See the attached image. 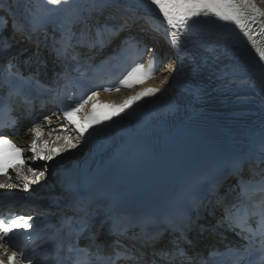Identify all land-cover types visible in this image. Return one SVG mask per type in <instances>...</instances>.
I'll return each mask as SVG.
<instances>
[{"label":"snow or ice","instance_id":"6c2138e0","mask_svg":"<svg viewBox=\"0 0 264 264\" xmlns=\"http://www.w3.org/2000/svg\"><path fill=\"white\" fill-rule=\"evenodd\" d=\"M148 2L159 10V14L163 17L169 29H176L178 25H183L182 30H174L166 33L169 43L173 47L180 43L183 38V31L187 29L189 22L194 17L213 15L219 20L235 24L240 31L247 36L250 34L245 31L248 26L246 9H251L257 13L259 12L255 4L251 3V0H148ZM48 3L58 6L67 3V0H48ZM98 39L102 41L103 35H99ZM255 51L258 52L260 61L264 62V50L257 47ZM157 70L158 69L152 64L149 65L147 70L143 64H140L129 72L127 76L120 81V84L126 87H132L135 84L143 83L150 79ZM115 90L119 91V88ZM159 91L160 89L158 88H148L119 105L101 102L98 98L99 93L92 92L91 95L88 96V100L93 101L91 114L89 116L85 117L83 121L79 118L78 113L82 110L84 105L78 104L70 111H65L63 117L69 125L76 128L80 134V138H83L84 134L88 132L89 129L112 120L114 117L124 112L125 109L129 108L135 101L143 97L155 95ZM47 119L48 117H45V120ZM49 134L51 135V133ZM34 135L39 139L44 133L41 130H36ZM59 139L60 137L57 136V140ZM76 147L77 144L74 143L71 138H65L64 145L60 147H49V141L45 140L41 150L37 151V142L33 140L30 145V150L33 153L31 159L50 161L62 152L75 149ZM24 151V149L18 147L12 140L8 139L7 136L0 133V175H7L8 170L15 169L17 165H25L26 158L24 156ZM45 151L48 153L47 155L44 154ZM29 171L32 172L33 179L29 181L27 176L24 177V179L28 181L24 184V191L30 190V184H38L41 181L47 171V166H45L44 170L40 171L39 174H37L36 169L31 167ZM17 174L19 175V173ZM5 187L11 188L12 185L0 183V188ZM32 220V216L23 215H18L11 220L0 217V240L4 241V243H0V249H3V255L7 258V264H18L17 252L13 251L9 253L5 247V244L9 242L10 234L17 230L31 231L33 228V224L31 223ZM121 255L123 254L117 253L115 257H107L106 259L110 260L111 264H115L116 260H118ZM177 255L183 256V249H179ZM19 259L25 261L26 264H32L30 258L27 256L21 255ZM0 264H5V260L0 259Z\"/></svg>","mask_w":264,"mask_h":264},{"label":"bare ground","instance_id":"6f19581e","mask_svg":"<svg viewBox=\"0 0 264 264\" xmlns=\"http://www.w3.org/2000/svg\"><path fill=\"white\" fill-rule=\"evenodd\" d=\"M251 3L255 4L256 8L259 9V12L264 17V0H251ZM124 10H125V8H124V6H122L120 4V1H114L113 3H111L106 8V12H105L104 17H117ZM130 11H131L130 12L131 17L129 20H131L132 18H135V19H140L142 21H148L150 19L143 11H141L139 9L131 7ZM164 52H165V54H168L169 49L167 47H165ZM173 75H174V69H172L171 75H169V77L167 79H165L161 76H158V79L161 80V82H163V81L168 80L171 77H173ZM36 130H41L44 133V137L42 136L39 139H37L34 135ZM57 130H58L57 127L51 122V120H48V121H46L45 125L39 124L36 126V128L28 129L25 132H23V134L21 135V137H19V139L17 141L21 145L25 146L27 151H29L30 145H31L33 140H36V142H37V145H38L37 150L42 148L43 142L45 140L49 141V147H55L56 145L58 147H60V146L64 145L65 138H69V137L68 136H62L63 138H61V134L56 133ZM49 133H51V135ZM57 136L60 137L59 140H57ZM205 136L208 137L212 141H216L215 136L213 137V135L209 134V132H206ZM225 142H227V141H225ZM77 156H79V153L76 151V148H75V149H71V150L66 151V152H62L60 155L54 157L53 160L47 161L45 163V165H42V171L44 170V167L47 166V171L45 172V175L42 179L54 180V178L52 177L53 171L56 168H64V167H69V166L73 165L74 159ZM32 161H34V159H32ZM29 168L30 167L23 168L22 171L28 177L33 178V174H32V172L29 171ZM31 168L35 169L36 166H31ZM253 169H254V167H253ZM37 174H39V172H37Z\"/></svg>","mask_w":264,"mask_h":264},{"label":"rangeland","instance_id":"374dc122","mask_svg":"<svg viewBox=\"0 0 264 264\" xmlns=\"http://www.w3.org/2000/svg\"><path fill=\"white\" fill-rule=\"evenodd\" d=\"M170 70H171V58L169 57V55H166L164 59V72L162 73V77L168 76L170 74L169 72Z\"/></svg>","mask_w":264,"mask_h":264}]
</instances>
